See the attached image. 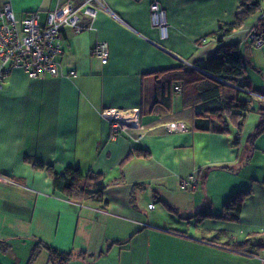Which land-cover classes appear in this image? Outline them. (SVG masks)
Returning a JSON list of instances; mask_svg holds the SVG:
<instances>
[{
    "label": "crops",
    "instance_id": "crops-1",
    "mask_svg": "<svg viewBox=\"0 0 264 264\" xmlns=\"http://www.w3.org/2000/svg\"><path fill=\"white\" fill-rule=\"evenodd\" d=\"M58 1L0 0V8L8 3L19 19ZM101 2L93 18L80 17L84 29L61 31L56 75L13 68L0 87V264H51L37 242L70 251L75 264H264L256 248L264 243V130L249 140L264 109V36L260 46L249 39L264 0L223 38L239 43L250 89L239 99L253 107L239 132L227 120L224 133L212 129L219 118H194L181 94L172 93L168 114L151 112L155 73L209 56L218 23L234 20L240 0ZM152 2L165 11V38L151 24ZM98 41L108 47L104 63L92 54ZM104 109L135 110V126L114 131ZM169 122L185 130L169 131ZM133 148L149 154L123 162ZM33 162L101 174L105 203L68 200ZM190 175L196 185L181 188ZM238 192L246 196L237 219L215 217Z\"/></svg>",
    "mask_w": 264,
    "mask_h": 264
},
{
    "label": "trees",
    "instance_id": "trees-1",
    "mask_svg": "<svg viewBox=\"0 0 264 264\" xmlns=\"http://www.w3.org/2000/svg\"><path fill=\"white\" fill-rule=\"evenodd\" d=\"M260 3L261 0H240L234 20L230 23H218L213 33L217 47L206 58L194 62L191 66L182 64L156 72L155 99L151 112L168 114L172 93L176 94L173 87L178 86L180 87L178 95L182 96V105L191 109L194 118H219L221 124L216 120H211L212 129L219 133L228 130L225 124L228 120L239 132L244 117L253 110L251 100L239 99L240 94L250 91L249 82L240 55L239 43H224L223 38L241 27L251 15L260 11ZM254 32L264 36V12L258 20ZM258 112L260 121L249 140L264 130V109H260ZM148 154L147 150L133 148L123 159V162L133 157L146 158ZM32 165L35 169L46 170L51 178L53 190L60 192L68 200L77 203L83 201L105 203L103 190L106 183L101 174H83L77 165L67 166L60 172H55L51 166L39 162H33ZM245 196L244 192L231 195L222 206V214L215 217L236 220ZM246 244V241L240 245L233 244L231 248H234L233 250L241 249ZM39 245L45 247L51 264H67L71 258L70 251L37 242L36 246ZM262 247H264V243L256 244V248Z\"/></svg>",
    "mask_w": 264,
    "mask_h": 264
},
{
    "label": "built area",
    "instance_id": "built-area-1",
    "mask_svg": "<svg viewBox=\"0 0 264 264\" xmlns=\"http://www.w3.org/2000/svg\"><path fill=\"white\" fill-rule=\"evenodd\" d=\"M105 9L101 0H59L53 9L41 15L40 11L27 12L23 17L16 18L8 3L0 8V87L9 71L21 68L30 78L41 74L56 75V57L61 53L60 35L64 27L79 32L85 27L79 21L82 15L93 18L99 10ZM151 24L159 31L160 37L167 33L166 15L158 3L149 5ZM249 39L255 46L263 43L262 35H250ZM92 54L101 62L108 57L106 42L98 41L92 48ZM73 74L72 71L69 73ZM175 93H180V87H173ZM102 117L111 122L114 131L135 126L137 113L135 110L104 109ZM169 131H184L180 122L166 123ZM196 179L193 176L183 177L181 188L194 187ZM149 208L152 204L148 205Z\"/></svg>",
    "mask_w": 264,
    "mask_h": 264
},
{
    "label": "rangeland",
    "instance_id": "rangeland-1",
    "mask_svg": "<svg viewBox=\"0 0 264 264\" xmlns=\"http://www.w3.org/2000/svg\"><path fill=\"white\" fill-rule=\"evenodd\" d=\"M262 1V0H261ZM260 17H262V15L260 16ZM253 35H262V34H259V33H253ZM254 113H252L251 115H253ZM251 125H249V123L247 122V127L249 128ZM253 126V125H252ZM73 258H71V260L69 261V263L71 264V263H74V262H72L73 260H72ZM68 263V264H69ZM79 263V262H78ZM75 264V263H74Z\"/></svg>",
    "mask_w": 264,
    "mask_h": 264
}]
</instances>
